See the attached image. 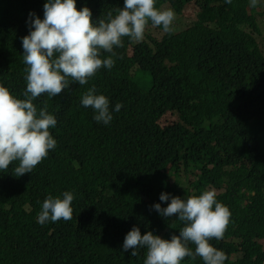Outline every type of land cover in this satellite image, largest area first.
I'll use <instances>...</instances> for the list:
<instances>
[{
	"label": "trees",
	"instance_id": "1",
	"mask_svg": "<svg viewBox=\"0 0 264 264\" xmlns=\"http://www.w3.org/2000/svg\"><path fill=\"white\" fill-rule=\"evenodd\" d=\"M98 21L116 14L124 0H76ZM250 0H156L175 13L173 31L145 30L142 41L123 38L114 66L101 68L86 85L41 95L57 120L54 150L31 172L16 177L14 162L0 172V264H144L146 250L123 252L138 226L164 239L183 222L151 206L161 193L187 199L215 190L230 220L221 240L224 264H264V49ZM46 0H0V85L23 99L26 89L22 38L29 14L44 17ZM195 3L197 19L182 24ZM169 5V6H167ZM34 19V17H33ZM146 27V29H147ZM163 31L159 38L155 31ZM110 54L102 52V58ZM149 84L145 89L140 83ZM95 86L109 99L105 125L81 104ZM122 105L120 111L116 104ZM175 121L163 124L166 117ZM74 195L70 221L37 222L44 200ZM189 247L195 251V245ZM234 257V259H232ZM182 264H203L186 257Z\"/></svg>",
	"mask_w": 264,
	"mask_h": 264
},
{
	"label": "clouds",
	"instance_id": "2",
	"mask_svg": "<svg viewBox=\"0 0 264 264\" xmlns=\"http://www.w3.org/2000/svg\"><path fill=\"white\" fill-rule=\"evenodd\" d=\"M225 2L230 4L232 0ZM257 4L258 0H250L251 7ZM155 5L156 0H124L115 15L109 11L106 17L94 21L91 9H78L76 0H46L43 19L35 13L29 14L30 32L22 38L26 65L24 98H18L0 85V172H7L17 162L12 175L21 177L31 173L57 145L50 132L57 120L49 113L47 101L39 111L33 101L41 95L56 97L73 83L86 85L101 68L111 69L116 55L114 49L123 47L124 37L142 41L149 22L162 27L165 33H172L175 13ZM102 52L110 55L102 58ZM95 93V86L89 88L82 95L81 104L94 109L95 121L107 125L113 119L109 99ZM121 107L117 103L115 110L118 112ZM73 200L70 191L63 192L62 198L49 195L37 222L43 225L48 221H70ZM160 200H170V203L167 207L160 203L151 207L166 220L178 217L184 225L179 235L164 239L152 231L141 234L136 226L127 233L123 252L132 249L131 256L136 257L143 248L146 250L144 264H182L186 257L197 256L203 264H224V252L210 241L223 239L231 214L227 206L218 202L215 190L188 195L187 199L161 193ZM190 244L195 245L194 252Z\"/></svg>",
	"mask_w": 264,
	"mask_h": 264
},
{
	"label": "rangeland",
	"instance_id": "3",
	"mask_svg": "<svg viewBox=\"0 0 264 264\" xmlns=\"http://www.w3.org/2000/svg\"><path fill=\"white\" fill-rule=\"evenodd\" d=\"M258 8L259 16H258V24L260 26L261 34L257 35L258 42L261 44L262 48L264 49V0ZM169 6V5H167ZM199 12V7L197 4L192 3L189 4L183 14H182V24H188L191 23L192 21H195L197 19V14ZM152 26L147 27L146 32L149 33L151 30ZM163 31L161 30L160 32L155 31V33L152 35L153 37L159 38L160 34H162ZM140 83L143 85L145 89L149 87V84H144L143 81H140ZM175 121V118L173 116L166 117L165 120L163 121V124H170ZM262 246L264 247V242L261 243ZM234 259V257H232Z\"/></svg>",
	"mask_w": 264,
	"mask_h": 264
}]
</instances>
